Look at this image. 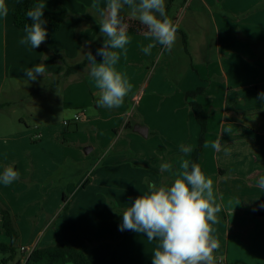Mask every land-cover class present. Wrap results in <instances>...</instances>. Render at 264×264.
Wrapping results in <instances>:
<instances>
[{
  "label": "crops",
  "instance_id": "obj_1",
  "mask_svg": "<svg viewBox=\"0 0 264 264\" xmlns=\"http://www.w3.org/2000/svg\"><path fill=\"white\" fill-rule=\"evenodd\" d=\"M18 1L5 0L8 14L0 16V175L9 166L19 172L13 183L0 182V206L19 233L11 262H19L21 247L64 243L93 264H152L155 242L120 231L122 215L106 198L123 210L150 184L171 183L162 163L190 161L198 127L184 94L206 81L195 101L209 116L199 163L221 206L212 225L221 245L214 256L217 264H264V189L256 184L264 174V0H172L168 11L165 0L166 15L179 25L177 40L170 51L157 44L151 55L141 48L153 41L126 7L130 43L116 67L133 88L113 109L97 105L88 73L86 54L101 62L96 52L105 39L93 0L40 1L45 16L63 5L70 17L56 31L45 25L37 49L20 43L25 33L13 25ZM81 62L64 76L66 66ZM41 63L44 76L29 82L24 69ZM18 96L31 102L17 104ZM76 111L86 120L72 121ZM139 126L146 138L134 132ZM217 139L219 151L211 146ZM182 144L191 146L187 155ZM8 242L0 227V244Z\"/></svg>",
  "mask_w": 264,
  "mask_h": 264
},
{
  "label": "clouds",
  "instance_id": "obj_2",
  "mask_svg": "<svg viewBox=\"0 0 264 264\" xmlns=\"http://www.w3.org/2000/svg\"><path fill=\"white\" fill-rule=\"evenodd\" d=\"M129 16L145 26L146 37L153 42L143 46L141 51L151 55L157 44L170 51L176 40L179 25L165 13V0H93V15L104 36L103 45L96 55L102 56L97 62L91 51L87 52L88 73L99 90L98 106L108 109L119 108L133 85L126 74L117 70L121 52L126 53L130 43L127 24L120 14L125 8ZM46 4L35 3L26 13L31 23L24 25L25 36L20 43L37 49L47 38V21L44 19ZM8 6L0 0V16H7ZM46 72L44 64L24 69L28 81H36ZM264 100V92L259 94ZM212 148L219 151L220 140L212 142ZM190 145H180L179 151L185 155L191 152ZM161 172L172 177L170 184H150L146 193L136 197L130 206L118 211L122 215L120 231H133L145 234L150 242H155L151 252L152 264H217L214 256L221 245L213 236V224L218 223L217 214L221 206L214 195V181L206 177L197 163L182 159L175 167L162 163ZM19 179V172L6 167L0 175L5 186ZM264 189V174L256 181ZM264 207V205H261ZM211 222V224L209 223Z\"/></svg>",
  "mask_w": 264,
  "mask_h": 264
},
{
  "label": "trees",
  "instance_id": "obj_3",
  "mask_svg": "<svg viewBox=\"0 0 264 264\" xmlns=\"http://www.w3.org/2000/svg\"><path fill=\"white\" fill-rule=\"evenodd\" d=\"M42 0H39V2ZM38 0H19L13 11V25L17 29H24L26 23H31V20L26 17L25 13L37 3ZM172 0H169V5L166 7V11L170 7ZM124 17V11L120 14ZM70 17L68 9L59 5L50 15H44V19L47 21L46 25L52 30H59L61 25ZM182 42L184 49L186 48V36L182 33ZM84 62L78 63L72 66H66L64 70V76H69L78 72L83 68ZM205 88L198 87L193 91L186 92L184 94L185 99H188L189 107L195 118L196 125L198 127L197 146L193 150L190 156V162L199 163V159L202 154V148L205 143V136L207 133L208 113L203 106L195 101V98L204 93ZM201 167V165H200ZM202 169V167H201ZM203 171V169H202ZM63 202L67 200L66 194H63ZM66 209V205L64 206ZM0 218L2 222V231L8 238V244H0V253L7 256V259L1 260L3 264L8 261H12L16 255V244L19 238V233L15 226V217L5 208L0 206ZM125 230L124 232H128ZM109 264H116L113 259L108 260ZM24 264H93L86 254L77 247L70 246L64 243H58L54 245H48L43 247L34 248L29 254Z\"/></svg>",
  "mask_w": 264,
  "mask_h": 264
},
{
  "label": "rangeland",
  "instance_id": "obj_4",
  "mask_svg": "<svg viewBox=\"0 0 264 264\" xmlns=\"http://www.w3.org/2000/svg\"><path fill=\"white\" fill-rule=\"evenodd\" d=\"M128 16H129V14H127ZM127 23V20H126V16H125V13H124V23ZM131 27H132V25H131ZM179 47V46H178ZM173 49V48H172ZM171 49V50H172ZM169 74H172V71L169 73ZM206 81H202V83H203V86L201 85V87H205V85H204V83H205ZM172 86V85H171ZM172 90L174 91V92H176V91H178L177 89V87H176V85L175 84H173V86H172ZM206 90H207V88H206ZM15 99V101L17 102V104H24V103H26V102H31V99L30 98H26V97H24L23 99H22V97H19L18 96V99L16 100V98H14ZM78 111H76L75 113H77ZM31 130V129H30ZM67 197H69V194H67ZM104 198H105V196H104ZM106 202H107V207L111 210V211H113V212H115V210H114V207H112V200L111 199H109V198H106ZM120 211V210H119ZM116 214H119L118 212L116 213ZM1 227V226H0ZM17 256V255H16ZM3 258V255H1L0 254V264H3L2 262H1V260H4V259H2ZM111 258V257H110ZM6 264H13L11 261H8Z\"/></svg>",
  "mask_w": 264,
  "mask_h": 264
},
{
  "label": "built area",
  "instance_id": "obj_5",
  "mask_svg": "<svg viewBox=\"0 0 264 264\" xmlns=\"http://www.w3.org/2000/svg\"><path fill=\"white\" fill-rule=\"evenodd\" d=\"M86 120V116L82 111H78L74 116L72 121L74 122H79V121H84ZM68 122L65 121L64 124H67ZM32 250H29L27 248L21 247L20 248V252H21V258L19 260V262L17 264H24L29 256V254L31 253Z\"/></svg>",
  "mask_w": 264,
  "mask_h": 264
},
{
  "label": "water",
  "instance_id": "obj_6",
  "mask_svg": "<svg viewBox=\"0 0 264 264\" xmlns=\"http://www.w3.org/2000/svg\"><path fill=\"white\" fill-rule=\"evenodd\" d=\"M146 131L147 130L144 127H141V126L137 127V129L134 130L135 133H137L138 135L142 136L143 138H146V136H147ZM89 151H90V149L89 150H84L85 154H88Z\"/></svg>",
  "mask_w": 264,
  "mask_h": 264
}]
</instances>
